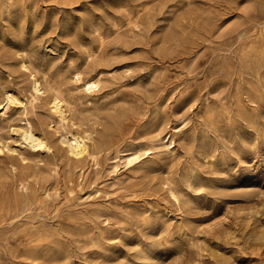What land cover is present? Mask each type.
Listing matches in <instances>:
<instances>
[{
    "label": "rangeland",
    "instance_id": "obj_1",
    "mask_svg": "<svg viewBox=\"0 0 264 264\" xmlns=\"http://www.w3.org/2000/svg\"><path fill=\"white\" fill-rule=\"evenodd\" d=\"M8 89L0 264H264V0H0Z\"/></svg>",
    "mask_w": 264,
    "mask_h": 264
},
{
    "label": "bare ground",
    "instance_id": "obj_2",
    "mask_svg": "<svg viewBox=\"0 0 264 264\" xmlns=\"http://www.w3.org/2000/svg\"><path fill=\"white\" fill-rule=\"evenodd\" d=\"M73 77L77 82L82 83L85 86L84 88L87 90H92L93 88L98 86V81L88 78L80 70L75 71ZM33 84H34L33 86L35 87V89L39 90L41 88V83L38 79H35ZM5 96H6V103H4L5 105L0 104V107L2 108L4 107L6 108L11 102L21 105L24 108H26L28 105L27 100L23 99L20 95L15 93V91L13 90L8 89L6 91ZM50 105H51L50 107L53 110V112L58 114L57 115L58 117H61L62 119L67 117V114H66L67 109L65 108L66 104L63 102V97H61L59 93H55L54 95H52V97L50 98ZM19 133L21 134V137H22V143H25L27 146H33V147L34 146H44V147L48 146L45 136H43L41 133L36 131L33 128V126H30L29 128H26V129H20ZM70 146L77 155L82 154L85 150V146L79 138H75L73 142L70 143Z\"/></svg>",
    "mask_w": 264,
    "mask_h": 264
}]
</instances>
